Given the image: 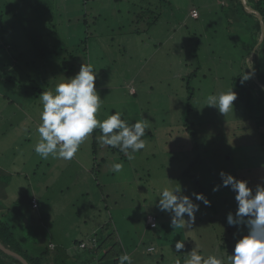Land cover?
Wrapping results in <instances>:
<instances>
[{
  "label": "rangeland",
  "instance_id": "rangeland-1",
  "mask_svg": "<svg viewBox=\"0 0 264 264\" xmlns=\"http://www.w3.org/2000/svg\"><path fill=\"white\" fill-rule=\"evenodd\" d=\"M13 1L0 0V80L7 79V85L0 81V208L10 216L22 206L23 217L11 221L15 233L24 234L36 251L42 248L46 222L65 234V244L103 228V239L110 235L104 241L129 254L132 264H176L195 244L203 254L227 261L224 253L233 252L247 227L227 224V214L237 209L230 187L213 188L222 184L221 171L249 181L253 190L264 183V151L255 122L247 119L238 98L226 114L206 104L209 94L232 88L244 60L238 28L229 32L220 19V0H43L50 7L45 19L54 16L60 36L57 54L45 57L12 23L6 11ZM192 10L197 19L190 16ZM253 57L245 56V62ZM82 63L97 72L103 99L98 119L122 111L130 122L149 121L147 146L135 159L103 146L99 129L70 161L41 159L34 152L40 94L54 91ZM18 80L33 85L35 94L41 91L25 98L31 103L23 111L15 109L21 97L13 92ZM118 162L123 170L113 173L111 166ZM180 186L199 211L190 228L173 229L171 214L158 208V194L163 187ZM192 193H202L210 206ZM30 195L38 200V210L26 207ZM148 214L157 218L156 229L148 228ZM32 232L38 242L27 236ZM181 239L185 248L176 252Z\"/></svg>",
  "mask_w": 264,
  "mask_h": 264
},
{
  "label": "clouds",
  "instance_id": "clouds-1",
  "mask_svg": "<svg viewBox=\"0 0 264 264\" xmlns=\"http://www.w3.org/2000/svg\"><path fill=\"white\" fill-rule=\"evenodd\" d=\"M196 16L198 13L193 12ZM247 69L242 81H248L255 70L252 63ZM97 72L91 63H82L77 74L64 79L55 86L54 91H42L40 101V123L36 128L39 141L34 146V152L41 159L72 160L81 145L95 130L99 129V142L103 146L116 148L129 160L135 159V154L146 148L145 133L149 121L142 117L135 122L125 118L122 111H114L106 119H98V113L103 103L96 87ZM134 92V89L132 90ZM237 93L233 88L206 97L208 107L218 109L226 114L234 108ZM123 163H113V173L123 170ZM221 185L213 188V192L221 187H230L235 193L237 209L229 212L226 217L229 226L245 225L247 234L238 239L231 255L227 253V261L216 254L205 255L200 246L183 255V264H264V183L257 184L255 189L249 187V181L240 180L223 171L219 173ZM196 201H202L210 206V201L201 193H192ZM158 208L161 212L171 214L170 227L190 228L199 211V204L194 203L190 196L184 195L181 186L178 188L163 187L158 194ZM185 215L188 220H185ZM148 216V215H147ZM153 227H156L154 224ZM149 228V227H148ZM50 246V245H49ZM83 246V245H82ZM185 248V241L175 243L176 252ZM51 249V248H50ZM149 252L151 247L147 248ZM119 264H132V257L125 253L119 257ZM176 264H181L177 260Z\"/></svg>",
  "mask_w": 264,
  "mask_h": 264
},
{
  "label": "trees",
  "instance_id": "trees-1",
  "mask_svg": "<svg viewBox=\"0 0 264 264\" xmlns=\"http://www.w3.org/2000/svg\"><path fill=\"white\" fill-rule=\"evenodd\" d=\"M224 1L225 2L220 0V8L222 9L219 10L220 19L224 21L229 32L233 28H238L237 38L240 43L242 42L244 50L243 53L240 52L241 56L243 54L242 57L244 60L239 74L233 78L232 88L237 93L239 104L247 113V119L255 122L257 133L261 138V147L264 151V39L259 48L255 51L254 57L247 61L252 63L255 70L254 75H252L248 81H242L241 78L244 75V70L246 73H251L253 71L252 69H247L250 65L245 62V56L250 55L256 47L261 35V25L256 15L247 10L239 0ZM244 1L247 5L252 6L259 12L264 22V0ZM43 2V0H35L34 3H32L31 0H15L7 4L8 11H6L8 15H10L12 23L22 27L23 33L26 34L31 45L40 55L39 57H45V55L50 53L57 54L55 52L57 50L56 38L60 37L58 34L59 31L56 30V24H53L54 16L49 14L45 19L50 7L46 6L45 2ZM40 10L42 15L40 14ZM85 21L84 19L83 22L85 23ZM233 35L234 31L230 34V39L234 37ZM52 46L54 47L51 50L50 48ZM48 49H50V51ZM85 49L87 50V48ZM4 80L6 81L7 79ZM32 199L33 197L30 195L28 200H26V207L33 210L37 208L38 210V208H40V204L38 206V200L36 201L37 206L33 207L31 204ZM20 207L14 211L15 214H10V216L8 211L0 208V241L21 254L28 264H94L95 261H99L101 264H119V257L122 255L121 250L120 252L116 251L114 249V244L104 241L107 240L110 235H107L108 238L103 239L101 235L103 228L99 230L98 234L94 231L93 234L74 241L72 244H65V234H59L60 232L58 233L55 231L56 229L53 223L50 222V224H47L46 222L47 229L42 231L41 237L43 239L41 242L42 248L37 249L38 247H36V251H33L28 247V244L31 245L33 242L25 240L23 238L25 236L24 234L19 236L15 233L13 225L11 224V221L15 222L17 218L23 217L20 212ZM6 218H8V220ZM32 234H34V236H27L29 238H35L37 241L39 236L34 232H32ZM99 238H102L103 241L100 242ZM52 241L61 243V245L59 244L60 246L57 247V250H55V253H51L48 246ZM83 242L86 244V247L80 249L79 245ZM219 246L222 250L226 249L225 246L221 244ZM68 247L72 248L70 252H68ZM72 254L76 256L74 260L71 259L73 257L71 256ZM51 255H53V257L50 261L48 258ZM65 257L66 259H64ZM76 259H78L77 262H75ZM0 264L22 263L0 250ZM181 264H183V261Z\"/></svg>",
  "mask_w": 264,
  "mask_h": 264
},
{
  "label": "crops",
  "instance_id": "crops-1",
  "mask_svg": "<svg viewBox=\"0 0 264 264\" xmlns=\"http://www.w3.org/2000/svg\"><path fill=\"white\" fill-rule=\"evenodd\" d=\"M0 81H2V83L4 82V84L7 85L5 80L1 79ZM18 85H20L19 88H17V89L13 88V92H14L15 98H16V96H21L20 99L16 98L18 100V102L20 103V106L19 105H15V109L17 111H23V109L25 110V108L27 107V104H30L31 103V101L25 100V98H27L30 93L33 96L29 97V99H32V97H37V96H39V94L41 93V91L38 92L39 94H35L36 93V88L33 87V85H31L30 83L29 84H25V83L22 84L19 80H18ZM9 87L12 88L11 86H9ZM8 103L14 104V102H12L10 100H8ZM7 108H8V106L7 107H3L2 109H7ZM0 115H2L1 111H0ZM18 119H19V117H18ZM19 123L20 122H18V124ZM13 125H16V124H13ZM32 197H33V195H32ZM35 209L37 210V208H35ZM148 215H151V214H148ZM51 244L52 245L54 244L56 246L54 250H57V247H59L61 245V243H57L56 241H52V242H50L48 244V246L51 245ZM71 250H72V248L71 247H68V252H70ZM50 251H51V253L55 252L52 249H50ZM227 253L229 255L232 254V252H228L227 251L226 253H224V255L227 256ZM71 256H73L71 258L72 260H74L76 258V256L74 254H72ZM52 257H53V255H51L48 259L51 261L52 260ZM64 259H66V257ZM77 261H78V259L75 260V262H77Z\"/></svg>",
  "mask_w": 264,
  "mask_h": 264
},
{
  "label": "water",
  "instance_id": "water-1",
  "mask_svg": "<svg viewBox=\"0 0 264 264\" xmlns=\"http://www.w3.org/2000/svg\"><path fill=\"white\" fill-rule=\"evenodd\" d=\"M239 2L249 11H251L252 13H254L256 15V17L258 18L260 25H261V35L259 38V41L256 45V47L254 48L253 52L251 54H254L255 51L259 48L260 44L262 43L263 39H264V22L263 19L261 17V15L259 14V12L257 10H255L252 6L247 5L245 3L244 0H239ZM0 250L5 253L6 255H10L12 257H14L15 259H17L20 263L22 264H28L27 261L25 260V258L23 256H21V254H19L17 251L13 250L11 247H9L6 244H3L0 241Z\"/></svg>",
  "mask_w": 264,
  "mask_h": 264
},
{
  "label": "built area",
  "instance_id": "built-area-1",
  "mask_svg": "<svg viewBox=\"0 0 264 264\" xmlns=\"http://www.w3.org/2000/svg\"><path fill=\"white\" fill-rule=\"evenodd\" d=\"M193 12H196V13H197L196 10H192L191 13H190V16H191L193 19H197V18H198V15L194 16V15H193ZM31 204H32L33 207H36V206H37V202H36V200H35L34 198L31 200ZM146 221H147V225H148V227H149L150 229H154V228H156V227H153L154 224L157 226V219H156V217H155L154 215H148V216L146 217ZM82 245H83V246H82ZM84 247H86V244H85L84 242L81 243V244L79 245V248H80V249H82V248H84ZM151 249H152V248H151ZM94 264H101V263H100L99 261H95Z\"/></svg>",
  "mask_w": 264,
  "mask_h": 264
}]
</instances>
